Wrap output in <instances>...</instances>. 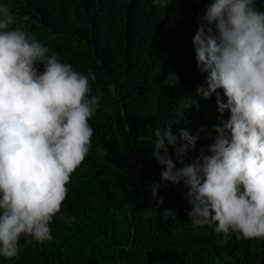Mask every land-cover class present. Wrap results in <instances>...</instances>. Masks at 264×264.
Masks as SVG:
<instances>
[{
  "label": "trees",
  "instance_id": "trees-1",
  "mask_svg": "<svg viewBox=\"0 0 264 264\" xmlns=\"http://www.w3.org/2000/svg\"><path fill=\"white\" fill-rule=\"evenodd\" d=\"M210 2L169 0L157 8L152 0H0L13 17L10 27L35 36L46 56L54 52L74 71L95 73L89 98L101 96L88 120L89 152L50 222L53 239L39 243L22 234L18 255L0 256V264H264V238L234 234L221 246L215 224L194 227L187 189L162 182L164 166L153 154L155 130L173 125L178 135L186 128L198 137L185 157L190 163L222 124L215 94L197 95L206 73L196 66L192 40ZM256 4L264 11V0ZM36 67L43 72L42 63ZM188 98L199 108H184ZM175 153L169 145L174 161ZM156 184L165 186L154 198ZM164 209L176 215L165 219Z\"/></svg>",
  "mask_w": 264,
  "mask_h": 264
},
{
  "label": "clouds",
  "instance_id": "clouds-1",
  "mask_svg": "<svg viewBox=\"0 0 264 264\" xmlns=\"http://www.w3.org/2000/svg\"><path fill=\"white\" fill-rule=\"evenodd\" d=\"M152 3L167 8L169 0ZM198 19L192 43L206 86H198L197 95L215 94L222 124L215 126L214 142L190 163L185 157L198 137L186 128L178 135L173 125L155 130L153 154L164 166L162 182H182L187 189L194 227L215 224L221 246L234 234L264 238V11L256 0H211ZM13 23L9 9L0 7V256L5 258L18 255L22 234L39 243L53 239L50 222L67 197L71 174L89 152L88 120L101 100L89 98L95 73L74 71L54 52L46 56L49 49L22 26L10 27ZM172 79L179 81L176 74ZM108 88L116 94L114 85ZM187 101L184 108H199L197 101ZM226 110L230 115L223 121ZM169 145L176 147L175 161ZM162 186H152L154 198ZM163 213L165 219L176 215L174 209Z\"/></svg>",
  "mask_w": 264,
  "mask_h": 264
}]
</instances>
